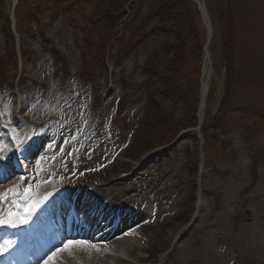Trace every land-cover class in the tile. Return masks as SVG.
I'll list each match as a JSON object with an SVG mask.
<instances>
[{
  "label": "rangeland",
  "instance_id": "rangeland-1",
  "mask_svg": "<svg viewBox=\"0 0 264 264\" xmlns=\"http://www.w3.org/2000/svg\"><path fill=\"white\" fill-rule=\"evenodd\" d=\"M61 1L30 0L23 6L15 20L16 30L23 29L18 38L11 0L2 11L10 30H4L6 20L0 18V94L5 84L13 87L12 94L0 96V149H7L0 155L18 152V167L25 171L18 196L0 201V216H23L40 201L36 215L54 198L63 201L74 193L82 200L95 191L109 215L121 216L122 242L111 243L112 253L100 255L104 263L99 264H264V74L246 94L253 108L244 107V93L234 84L227 114L221 112L227 100L222 64L213 94L210 78L203 123L218 132L210 134L206 157L202 131L183 124L196 109L183 45L179 73L166 74L179 84L173 98L170 87L165 90L146 76L157 63L160 71L170 66L175 56L167 52L175 43L170 36L144 40L158 23L153 17L159 2L168 0H119L125 9L115 22L103 17L112 10L106 0L74 6ZM204 2L218 25L209 68L213 51L221 55L223 27L231 15L242 23L238 27L244 34L247 10L257 28L251 27L252 35L245 29L246 42L249 35L264 42V0ZM63 8L68 11L61 13ZM200 26L204 47L201 14ZM257 53L264 59V52ZM199 82L200 77L198 91ZM13 136L23 141L19 151ZM198 163L199 174L194 172ZM24 227L0 228V243Z\"/></svg>",
  "mask_w": 264,
  "mask_h": 264
},
{
  "label": "trees",
  "instance_id": "trees-1",
  "mask_svg": "<svg viewBox=\"0 0 264 264\" xmlns=\"http://www.w3.org/2000/svg\"><path fill=\"white\" fill-rule=\"evenodd\" d=\"M30 0H21L18 4V7L16 9V17L19 18L20 9L23 6L28 5ZM83 0H62L61 4L67 5L71 3V6L79 4ZM159 2V1H158ZM5 3L6 0H0V18H5L6 25L4 26V30H10L9 29V21L8 17L6 18V15L4 13L2 14L3 9H5ZM111 7L112 10H109L107 13L104 12L103 17L105 20H109L111 22H115V20H119L123 17V11L125 9L124 4L120 2L119 0H106L104 2V5H108ZM160 4V9L155 14L153 19H158V23L155 24L151 29L149 30V33L147 37H144L145 41L152 37L153 35L158 34V37L160 36H170L172 40L175 41V43H172L168 49L167 52L172 54L174 53L175 56L172 58V62L170 66H166L162 71H160L161 64L157 63L154 65V67L150 68L147 77H149L150 80H153L155 84L159 85L161 88H164L167 90L168 87L171 88L173 91L171 93L170 97H174V95L177 92V88L179 86L177 81H174V77H169L166 74L167 73H173L178 74L177 65L179 61L182 59L181 53L179 52L181 50V44L185 48L184 55H183V62L184 66L188 65L190 69V75L193 80V93H194V103H195V111L193 113V116L190 118V120L183 122L187 125L185 127L187 128H195L197 127L198 120L196 117L197 109H198V79L200 77L201 73V64H202V56H203V40H202V32H201V26H200V13L196 7L192 3L191 0H168L165 2H162ZM229 7L231 5V1H229ZM193 6V7H192ZM108 8V7H107ZM63 11L61 13H65L68 10L63 8ZM247 14V15H246ZM241 16V14H239ZM210 16L212 19V23L214 26V31H216V35L214 36V43L217 39V19L214 17L213 12L210 8ZM230 16V14H229ZM246 16V18H245ZM118 17V19H115ZM242 17V16H241ZM251 17L247 10H244V34L243 29L238 27V25H241V22H238L233 15H231V18H229V22L226 26H224L223 30V49L221 52V55L214 50V75H213V82H212V90L211 94H213V89H215L216 84V77L217 72L219 69L220 64H222L223 69L222 72L225 74L226 78V97L227 100H225L222 104L221 112L224 110L226 111L225 114H227L228 108L233 104L232 99H230L231 95L235 93L233 90L231 92V89L233 88L234 84H236L237 89L236 91H240L241 93H244V107L249 108V106H254L253 99H250L252 96H247L246 94L250 93L252 90L254 91L256 86L259 84V81L256 80V78H260L259 74H264V59H262L260 56H258V51L264 52V42H259L255 39H251V36L253 33H255V29H251L252 26L255 27L254 19H252V23H250ZM118 22V21H117ZM1 23V21H0ZM117 24V23H116ZM116 24L114 26H116ZM249 26V28H248ZM257 28V27H255ZM250 29V41L246 42L245 36L246 30ZM19 36H23V29L21 27L17 30ZM151 34V35H150ZM150 35V36H149ZM244 36V46L242 43ZM25 57V52L23 53ZM12 58L15 59V54L12 55ZM27 62L25 61V66ZM166 63H164V66ZM175 78L177 75H174ZM244 79V84H243ZM178 84V85H177ZM235 87V86H234ZM163 94V92L161 93ZM164 95V94H163ZM241 101V98L238 100V102ZM236 102V100H235ZM252 111H255V109H250ZM255 115H258V113H255ZM263 115L264 114H261ZM225 119V116H222L220 118L219 123L223 124V120ZM181 124V123H180ZM157 127H161L160 125H157ZM155 127V128H157ZM162 128V127H161ZM220 128H223L222 125H220ZM164 130V128H162ZM218 129L211 124L210 126L207 125V122L205 126L203 127V136H204V152L206 154V157L209 154V150L212 145V136L215 137V134L218 132ZM223 130V129H221ZM212 132V133H211ZM212 136H211V135ZM208 162H206V165ZM195 173L199 172V163L196 166V169L194 171Z\"/></svg>",
  "mask_w": 264,
  "mask_h": 264
},
{
  "label": "bare ground",
  "instance_id": "bare-ground-1",
  "mask_svg": "<svg viewBox=\"0 0 264 264\" xmlns=\"http://www.w3.org/2000/svg\"><path fill=\"white\" fill-rule=\"evenodd\" d=\"M16 2H17V0H11V7H13L16 4ZM208 49H209V46H208ZM207 54H208V50H207ZM203 65H204L203 66V76H202V84H201V91H200L201 112H202L200 115L201 120L203 119V116H204L207 98H208V92H209V82H210L209 65L210 64H209L208 57H206ZM15 158L16 157H11L10 161L8 160L7 163H3L2 161H0V165L7 164L8 165V169L6 170L7 172H11V170H14L13 174L19 175L17 173V172H19L18 171L19 165H16L17 162H16ZM23 162H24L23 164H24V168H25L26 163H25V161H23ZM6 173H5V171L3 173H1L0 181H4V178L8 177ZM18 181L19 180H17L15 178L13 180H7L3 183H0V193L5 192L7 189H11L13 186L15 187L16 184L18 183ZM100 198H101V193H99V195H97L94 191H91L90 193H88L87 198L85 200L86 205L89 206L87 208V210L93 208V212H94V210H96L95 206L99 202ZM105 209L106 208H104V211H105ZM88 220H89V216L86 217L85 221L87 222ZM118 220H120V217L117 216L115 218L114 222H110L109 224H105L104 222H101L100 224H98V226H96V222H95V224H93V221H90L84 225L77 223L76 224L77 230L80 229V232L84 233V235H89V234L92 235V233L94 234L93 236L95 237L97 244H95L96 247L93 250V252H96L98 254L95 256H92L91 255L92 251L90 249L76 247V248H72L74 251H68V252L65 251L63 253H60L56 257L55 264H99V263H104V260L100 257V255L111 254L112 253L111 243L112 244L113 243L119 244V242L121 241L120 239H118L119 233H120V227L115 226V224H117ZM66 227L63 230H61L60 233H64V230H66ZM42 239H46V238L43 237ZM69 252H72V253H69ZM9 259H11V256H9Z\"/></svg>",
  "mask_w": 264,
  "mask_h": 264
},
{
  "label": "snow or ice",
  "instance_id": "snow-or-ice-1",
  "mask_svg": "<svg viewBox=\"0 0 264 264\" xmlns=\"http://www.w3.org/2000/svg\"><path fill=\"white\" fill-rule=\"evenodd\" d=\"M13 139L16 142L17 150H20V146L23 144V141L19 138L13 136ZM67 143V141H65ZM51 147V146H50ZM7 149H0V151H6ZM8 159L10 161L11 158L6 157L4 155H0V160ZM43 159V157L41 158ZM39 163V162H38ZM8 168L7 164L0 165V173H3ZM47 182V181H45ZM25 191H28L25 189ZM9 196L17 197L18 196V190L13 187L11 189H7L5 192L0 193V201H8ZM29 199H31V196H29ZM47 199V197H45ZM18 199L13 200V205H18ZM40 201H36L34 203H31L23 216L20 215L19 212L12 213L9 212L6 216H0V228H19L23 225H27L29 223V218L34 215L35 211L39 207ZM13 246V242L10 240H4L3 243H0V257H5L11 247ZM87 241H73L68 240L64 245L60 248H58L55 252H53L48 259L45 261V264H55L56 257L65 251H70L72 248H85L88 247ZM94 247V246H92Z\"/></svg>",
  "mask_w": 264,
  "mask_h": 264
},
{
  "label": "water",
  "instance_id": "water-1",
  "mask_svg": "<svg viewBox=\"0 0 264 264\" xmlns=\"http://www.w3.org/2000/svg\"><path fill=\"white\" fill-rule=\"evenodd\" d=\"M20 0H18L17 1V3L15 4V6L13 7V9H15V7L17 6V4H18V2H19ZM194 1V3L198 6V9H199V11L201 12V14H202V17H203V22H204V24L206 25V27L208 28V29H210L211 28V22H210V18H209V16H208V13H207V11H206V8H205V5H204V3H203V0H193ZM12 19H14V15H12ZM14 26H15V22H14ZM246 216L248 217V218H250L251 217V213H250V211H246Z\"/></svg>",
  "mask_w": 264,
  "mask_h": 264
}]
</instances>
